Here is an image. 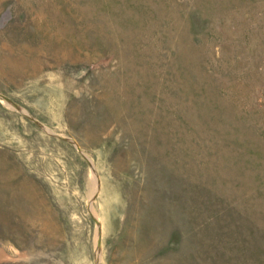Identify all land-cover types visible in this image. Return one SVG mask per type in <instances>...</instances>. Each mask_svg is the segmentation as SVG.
<instances>
[{"label":"rangeland","instance_id":"1","mask_svg":"<svg viewBox=\"0 0 264 264\" xmlns=\"http://www.w3.org/2000/svg\"><path fill=\"white\" fill-rule=\"evenodd\" d=\"M0 264H264V0H0Z\"/></svg>","mask_w":264,"mask_h":264}]
</instances>
